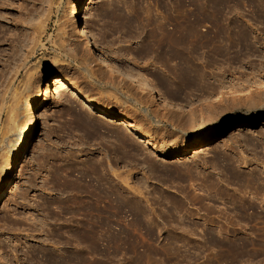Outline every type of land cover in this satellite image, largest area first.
<instances>
[{
  "label": "rangeland",
  "instance_id": "1",
  "mask_svg": "<svg viewBox=\"0 0 264 264\" xmlns=\"http://www.w3.org/2000/svg\"><path fill=\"white\" fill-rule=\"evenodd\" d=\"M72 8L73 0H0V161L24 132L27 96L41 84L48 91L0 200V264H264V111L253 117L258 110L242 103L226 129L170 154L50 89L61 76L160 148H184L202 112L230 104L206 107L202 98L264 91V0H88L84 20L97 47L179 108L147 101L128 82L107 84L75 34ZM48 14L43 48L24 67Z\"/></svg>",
  "mask_w": 264,
  "mask_h": 264
},
{
  "label": "bare ground",
  "instance_id": "2",
  "mask_svg": "<svg viewBox=\"0 0 264 264\" xmlns=\"http://www.w3.org/2000/svg\"><path fill=\"white\" fill-rule=\"evenodd\" d=\"M52 2V0H50ZM88 0H73V20L72 24L74 26V31L78 39L84 42L85 48L88 51V54L92 57L91 63L95 62L96 58L97 66L101 72V78H103L107 84H110L114 89H120L122 87L123 81L130 83L133 87L140 88L143 92L147 101L152 102L151 100H160L164 104L172 105L173 107L180 106L179 102L174 99L172 96L165 93L159 87H157L148 77H146L141 71L133 70L130 68H125L115 61L111 56L100 50L95 42L93 35L90 33L86 23V6ZM48 17L42 19L35 26L34 32H32L31 38V49L29 54L24 58V64L22 66H27L29 59L35 54L37 49L43 48L42 42L43 33L47 27ZM184 21L180 22V29L184 28ZM73 30V29H72ZM68 49L74 54V49L71 44L67 45ZM59 61L60 59L56 57ZM91 59V58H90ZM58 62V61H55ZM60 64V63H59ZM103 71H108L111 74L105 76ZM19 73V70L16 72ZM27 82L32 79V76L27 74ZM264 86V85H262ZM52 93H56L57 96H60L63 91H68L75 96H78L80 100L89 106L90 108L96 109L100 114L106 117H110L113 120L117 121L119 124L124 126L129 131L136 134L138 138L147 142L148 145L152 146L157 151L163 153L170 152V154H186L191 152V149L194 148L199 141L205 139V136L210 133H216L223 129H226L231 121L235 118V110H241L242 108H247L249 111L258 110L253 114L258 116L261 109H264V91L259 93L258 98L253 99H242V95L239 93H230L231 98H224L223 96L215 97H204L202 98L205 102L206 107H212V103L222 104L225 102L230 103L223 106L222 109H219L216 112L215 116H207L203 112L201 113V124L199 128L201 131L194 126L189 130L188 137L186 138L185 147H179L181 144L177 143L173 149H162L154 142L153 135L145 133L144 130L138 123H135L133 120H130L126 115H119L115 110L104 106L99 100L89 96L82 87L77 84L68 81L67 79L57 76L54 81L53 88L50 87ZM48 91L42 88V84L39 85L36 90H32L31 93L27 96L23 104V112L26 116V121L24 123V132L20 134L14 142H12L8 149L6 150L2 160L0 161V200L4 198L9 186L11 185L15 173L18 168L19 161L23 154L28 150L29 145L34 141L37 135V124L39 118V111L41 110L42 104L47 100ZM213 102L209 104L211 101ZM215 100V101H214ZM242 103L245 104V107L242 106ZM250 113L247 112V115ZM165 150V151H164ZM244 161L247 163V157H243ZM101 219L103 220V213H101ZM100 238L104 234V224L103 221L99 227ZM83 236H87V230H84ZM87 251L89 250V245H85Z\"/></svg>",
  "mask_w": 264,
  "mask_h": 264
}]
</instances>
